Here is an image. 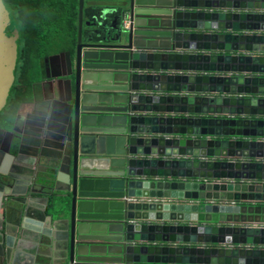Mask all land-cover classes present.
<instances>
[{
	"label": "water",
	"instance_id": "water-1",
	"mask_svg": "<svg viewBox=\"0 0 264 264\" xmlns=\"http://www.w3.org/2000/svg\"><path fill=\"white\" fill-rule=\"evenodd\" d=\"M79 1L39 82L63 122L40 171L63 264H264V0H107L89 36ZM21 38L0 0V114Z\"/></svg>",
	"mask_w": 264,
	"mask_h": 264
},
{
	"label": "crops",
	"instance_id": "crops-1",
	"mask_svg": "<svg viewBox=\"0 0 264 264\" xmlns=\"http://www.w3.org/2000/svg\"><path fill=\"white\" fill-rule=\"evenodd\" d=\"M108 15L103 14L90 35L101 30L103 22L113 25ZM39 82L34 85L33 99L19 108L18 130L0 129V184L9 190L5 192L0 185V264H63L64 231L60 220L45 211L43 192L48 188L43 186L46 175L40 172L45 162L56 158L63 122L60 111L49 104L55 99L52 91ZM14 134L21 139L11 147Z\"/></svg>",
	"mask_w": 264,
	"mask_h": 264
},
{
	"label": "trees",
	"instance_id": "trees-1",
	"mask_svg": "<svg viewBox=\"0 0 264 264\" xmlns=\"http://www.w3.org/2000/svg\"><path fill=\"white\" fill-rule=\"evenodd\" d=\"M22 27V66L16 92L0 114L1 125H14L20 106L33 99L34 85L42 79L45 57L75 49L79 35V0H5ZM107 0H86L84 35L103 19ZM113 14L108 19H114Z\"/></svg>",
	"mask_w": 264,
	"mask_h": 264
},
{
	"label": "flooded vegetation",
	"instance_id": "flooded-vegetation-1",
	"mask_svg": "<svg viewBox=\"0 0 264 264\" xmlns=\"http://www.w3.org/2000/svg\"><path fill=\"white\" fill-rule=\"evenodd\" d=\"M64 52H66V51H64ZM61 53V52H60ZM58 54V53H57ZM51 56V55H50ZM48 57V56H47ZM46 58V57H45ZM42 69H46V72H47V67H46V64H45V60L43 61V68ZM53 70H51V73H54L55 72V69L54 68H52ZM44 74H45V71H44ZM41 81V80H40Z\"/></svg>",
	"mask_w": 264,
	"mask_h": 264
}]
</instances>
